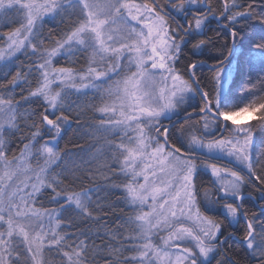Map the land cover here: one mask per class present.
Here are the masks:
<instances>
[{
    "label": "snow or ice",
    "instance_id": "snow-or-ice-1",
    "mask_svg": "<svg viewBox=\"0 0 264 264\" xmlns=\"http://www.w3.org/2000/svg\"><path fill=\"white\" fill-rule=\"evenodd\" d=\"M12 24L0 31V264H47L45 252L62 264H241L225 252L233 239L264 264V151L253 156L256 126L237 119L251 114L264 135V0H0V29ZM88 91L100 116L87 127L111 139L80 176L59 141L69 97ZM238 93L251 99L240 106ZM202 169L214 178L203 191ZM77 221L96 231H65ZM241 222L242 238L224 234Z\"/></svg>",
    "mask_w": 264,
    "mask_h": 264
},
{
    "label": "trees",
    "instance_id": "trees-1",
    "mask_svg": "<svg viewBox=\"0 0 264 264\" xmlns=\"http://www.w3.org/2000/svg\"><path fill=\"white\" fill-rule=\"evenodd\" d=\"M147 3H151V0H142ZM217 2V0H211L212 3ZM251 2V0H249ZM51 26L49 24H45L43 27L44 34H48V30ZM11 30V27L9 26L8 28L0 29V31H3L7 33L8 31ZM252 29H249V32H251ZM255 31L257 33L260 32V27L257 25L255 27ZM247 43V41L245 42ZM53 45L49 43H45L44 47L45 48H51ZM188 53L185 52V56H187ZM207 55V54H206ZM57 60V65L59 66H73V65H68L66 60L63 58H56ZM24 62L26 64V58L24 56H21L20 59L17 61V64H20ZM83 63V61H81ZM184 61H181V64L179 65L182 70V65ZM209 63H213V61H209ZM75 67H79L80 65H74ZM233 68H235V62L233 64ZM207 70L205 69V72ZM233 78H236V73L233 71ZM8 79H11L9 77ZM8 86L7 81L3 80L0 81V92ZM32 87H35V83L33 82ZM23 89V95H27V86L22 85L21 87H17L15 89V92L12 93L17 101H21V92ZM70 101L73 104V109L74 111L70 114V118H72V123L70 126H66L67 130L63 134V138L59 141V149L61 150V154L63 155L64 152H67L69 155L65 159V163L69 166V168L75 172L76 175L80 176H87L89 175L88 170H95L99 165H101L104 160L105 156L102 155L107 151V149H101L99 150V144L104 138L103 132L97 131L93 132L92 129L88 128L87 125L93 124V123H99V113L94 112L93 110H90L88 106L90 105H99L100 101L99 99L91 92L88 91L86 95H72L69 97ZM251 99L250 96H248L246 93H238L237 94V99L236 103L240 104V106H244L245 104L248 103V101ZM79 106V107H78ZM26 107H29L31 109H35L37 112L42 111V109L39 107L38 104H31V105H26ZM189 111H192L189 109ZM78 113H84L83 115H79V122L81 125H84L83 128H78V125L76 123L75 117H77ZM257 116H259V113H256ZM174 119H176L174 117ZM32 121H28V123H31ZM195 123V120L192 121ZM23 124V122H21ZM183 123V120L180 121V123H177V127H180L181 124ZM255 125L256 126V132L258 135L254 137V151H253V156H257L260 152L264 151V144H261V139H264V135L259 134V126H260V120L259 119H250L247 123H245L243 126H251ZM24 134H28V130L24 129ZM84 132H89L90 134L88 136H84ZM27 142V141H25ZM23 145H18L13 147V153L14 155L19 154V147H22ZM82 149H87V152L82 151ZM96 156L97 160L93 161L92 157ZM202 160V159H201ZM204 160V159H203ZM225 162V161H224ZM63 167V165H62ZM79 169V170H77ZM57 172H60L61 169L57 168ZM197 184L201 187V190L203 191L204 189H211V176L204 172L203 170L200 171L198 177H197ZM67 183V182H65ZM91 184L89 183L88 180H84L83 187L87 188L90 187ZM75 191H80L81 186L77 185L76 188L74 189ZM247 190L252 192L254 197H258V192L256 191V188L253 185H248ZM119 198V194L117 196H113L112 200L115 201ZM44 206L51 208L55 207L52 204H49L47 199L43 201ZM245 209L249 212L251 215L252 213H258V207L256 205L255 200H250L245 203ZM120 208H123V205H120ZM125 212H127V209H125ZM117 214L118 215H123L124 213H121L119 209H117ZM62 223H67V220L63 221ZM77 224L79 227H70L65 229V231H68L69 233L72 232H78L79 230L91 228V230L94 232L96 231V226L95 225H89L87 223H80L77 221ZM243 222H241L239 227L233 228V227H227L225 231V235H227L229 232L234 233L235 236L243 237L244 232H243ZM71 243V241H69ZM97 244H99V241H97ZM225 252L227 255L232 256L234 259L240 260L241 264H248V258L247 255L243 249V247L233 240H229L227 245L225 246ZM45 260L47 263L50 264H62V261L56 256L55 253H49L45 252ZM102 264V262H101ZM215 264V262H214Z\"/></svg>",
    "mask_w": 264,
    "mask_h": 264
},
{
    "label": "rangeland",
    "instance_id": "rangeland-1",
    "mask_svg": "<svg viewBox=\"0 0 264 264\" xmlns=\"http://www.w3.org/2000/svg\"><path fill=\"white\" fill-rule=\"evenodd\" d=\"M101 2H103V0H101ZM134 2L135 3H144V1H142V0H134ZM19 25L18 24H12V25H10V27H11V30L12 29H14V28H16V27H18ZM10 30V31H11ZM3 42L2 41H0V44H2ZM54 66H57V67H59V64L57 65V60H55L54 61ZM225 87H227V85L225 86ZM92 92V91H91ZM93 93V92H92ZM94 94V93H93ZM252 118V115L251 114H243L242 116H240V117H237V119H238V121H240V122H242V125H244L245 123H247L250 119ZM174 119V118H173ZM175 120V119H174ZM109 139H111L110 137H108L106 134H104V138H103V140L100 142V144H99V150L101 151V149L103 150L104 148L105 149H107V142H108V140ZM19 155V154H18ZM203 159H205V157H203ZM202 159V160H203ZM224 163V162H223ZM232 165H234V164H232ZM234 166H236V165H234ZM237 167V166H236ZM203 170V169H202ZM204 171V170H203ZM204 172H206V171H204ZM206 173H208V172H206ZM209 174V173H208ZM210 175V174H209ZM214 178L213 177H211V181L213 180ZM52 208V207H51ZM44 260H45V253H44ZM46 261V260H45ZM47 264H50V263H47Z\"/></svg>",
    "mask_w": 264,
    "mask_h": 264
},
{
    "label": "flooded vegetation",
    "instance_id": "flooded-vegetation-1",
    "mask_svg": "<svg viewBox=\"0 0 264 264\" xmlns=\"http://www.w3.org/2000/svg\"><path fill=\"white\" fill-rule=\"evenodd\" d=\"M214 3H216V2L214 1ZM225 165H227L228 167H232L234 170H238L237 167L234 166V165H232V164H225ZM222 166H223V165H222Z\"/></svg>",
    "mask_w": 264,
    "mask_h": 264
},
{
    "label": "water",
    "instance_id": "water-1",
    "mask_svg": "<svg viewBox=\"0 0 264 264\" xmlns=\"http://www.w3.org/2000/svg\"><path fill=\"white\" fill-rule=\"evenodd\" d=\"M181 120H183L182 117H181L180 121H181ZM174 121H175V120H174ZM201 158H203V157H201ZM223 164H224V163H223Z\"/></svg>",
    "mask_w": 264,
    "mask_h": 264
}]
</instances>
